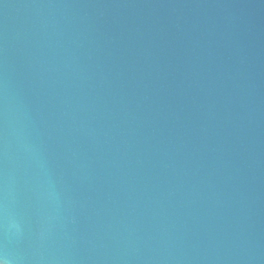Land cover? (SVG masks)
I'll return each instance as SVG.
<instances>
[{"label": "water", "instance_id": "95a60500", "mask_svg": "<svg viewBox=\"0 0 264 264\" xmlns=\"http://www.w3.org/2000/svg\"><path fill=\"white\" fill-rule=\"evenodd\" d=\"M0 260L264 264V0H0Z\"/></svg>", "mask_w": 264, "mask_h": 264}, {"label": "clouds", "instance_id": "9594fccd", "mask_svg": "<svg viewBox=\"0 0 264 264\" xmlns=\"http://www.w3.org/2000/svg\"><path fill=\"white\" fill-rule=\"evenodd\" d=\"M0 264H5V261L4 260H0Z\"/></svg>", "mask_w": 264, "mask_h": 264}]
</instances>
